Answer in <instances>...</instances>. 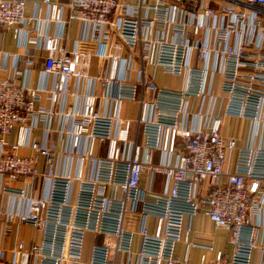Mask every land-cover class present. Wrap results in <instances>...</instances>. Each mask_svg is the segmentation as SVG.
I'll return each mask as SVG.
<instances>
[{
  "label": "built area",
  "instance_id": "2783aa9c",
  "mask_svg": "<svg viewBox=\"0 0 264 264\" xmlns=\"http://www.w3.org/2000/svg\"><path fill=\"white\" fill-rule=\"evenodd\" d=\"M28 1L47 6L52 21H60L67 8L70 19L92 30L72 51L58 36H45L52 101L70 77L90 76L94 56L111 60L104 82L115 84V94L109 113L97 110L94 93L84 94L80 107L68 113L73 145L83 136L90 145L77 154L78 172L64 175L56 168L57 152L28 138V121L49 120L55 113L40 105L47 90L0 78V179L8 178L0 191L23 197L24 190L10 182L40 175L49 182L47 196L29 197L26 211L0 209L7 230L23 224L40 234L33 246L16 242L10 262L0 250V264H251L256 249L264 264V143L238 146L236 136L222 132L230 117L250 122L253 137H264V0H0V28L19 43L23 38L35 43L24 37L21 25ZM134 52L137 79H117L118 61ZM156 70L181 78V84L158 85ZM212 71L221 76L220 96L207 89ZM190 100H197L196 114L204 117L196 128L186 124ZM124 101L138 103L137 118L120 117ZM96 141L106 143V152L86 176L82 164ZM24 147L33 154L22 155ZM39 156L45 160L43 173ZM144 172L164 175V189H142ZM200 210L214 228L228 232V255L202 242H187L177 254L186 220ZM88 232L107 239L94 242L86 256ZM190 248L203 250L196 263Z\"/></svg>",
  "mask_w": 264,
  "mask_h": 264
},
{
  "label": "crops",
  "instance_id": "0c3cea01",
  "mask_svg": "<svg viewBox=\"0 0 264 264\" xmlns=\"http://www.w3.org/2000/svg\"><path fill=\"white\" fill-rule=\"evenodd\" d=\"M139 0H132V3H137ZM142 1V0H141ZM154 0H143L146 4H152ZM151 14V12H150ZM60 21L50 20V10L43 4H37L33 1H28L25 7V18L22 22L24 37L34 39L35 43H29L25 38L19 43L13 37L11 31H5L0 28V78L14 77L17 82L26 87L47 90L42 97L40 105L46 109L54 110V115L51 119L28 121L31 125L28 138L34 139L42 144H46L52 150L57 152L56 168L60 174H76L80 169V162L77 154H82L89 149V139L86 136L81 137L76 146L73 145L71 128L72 119L69 112L80 107L81 98L84 94L94 93L97 96V110L103 114L111 111L112 99L115 94V84H106L104 79L108 78L111 73V60L94 56L91 58L88 69L89 77L77 80L75 77H70L67 81L65 90L58 94L57 101L53 102L50 98L51 93L48 91L52 88L54 79L52 76L45 74L44 61L46 52L42 47L45 36H58L60 45L67 51L74 50L78 40L83 36H91L92 30L90 27L75 19L69 18L67 8L62 10ZM113 17V15H111ZM137 54L134 52L131 57L123 54L118 61L117 67L114 70V75L117 79H127L134 81L139 75V64ZM155 82L160 86L176 87L181 84V78L168 76L160 70L154 72ZM96 78V79H95ZM220 74L211 72L208 78L207 89L215 96H220ZM179 82L178 85H174ZM103 94H106L105 98ZM145 97L150 98L151 93L145 92ZM209 102L207 98L204 110ZM197 100H190L187 106L185 119L186 124L191 128H196L204 122V117L198 116ZM139 105L136 102L124 101L120 107V117L123 119H135L138 116ZM67 113V114H66ZM222 132L225 136H236L238 138V146L247 144L264 143L263 138H255V126L236 118L226 117L222 123ZM17 128L8 137V141L13 143L16 140ZM9 150V146L5 147ZM129 154V148L126 150ZM106 152V143L95 142L93 146V154L89 156L82 164L84 175L92 176L95 165V158L104 155ZM22 155H31L33 152L29 148L20 150ZM37 168L40 173L45 171V160L39 156L37 160ZM7 176L0 179V188L7 181ZM165 176L162 174L152 175L150 172H144L140 187L143 189L151 188L152 191L161 192L165 186ZM10 185L15 188L24 190L23 197L4 194L0 191V209L12 211H26L28 208V198L37 195L46 197L49 188V182L41 175L33 179H17L10 182ZM264 221V218H263ZM151 223L152 219L149 218ZM10 230L8 226L0 220V250L4 252V257L7 262L12 259V248L18 241H24L27 246H33L39 242L40 234L33 228L23 224H14ZM184 231L187 234L178 243L176 252L182 255L185 251L186 244L202 242L210 243L214 250H221L225 254H229L231 246L228 242V232L224 229H216L213 227L210 220L200 210L192 218L187 219L184 225ZM94 239L99 240L87 243L85 241L84 250L87 256L94 242H102L107 239L106 236L95 235L88 232ZM186 237V240H185ZM87 239V236H86ZM136 237V241H137ZM137 244H135V248ZM203 250L198 248H190V258L193 263L198 261ZM209 258H212V252H206ZM262 254L259 249L254 250L251 264H259Z\"/></svg>",
  "mask_w": 264,
  "mask_h": 264
},
{
  "label": "rangeland",
  "instance_id": "374dc122",
  "mask_svg": "<svg viewBox=\"0 0 264 264\" xmlns=\"http://www.w3.org/2000/svg\"><path fill=\"white\" fill-rule=\"evenodd\" d=\"M179 84V82H175L174 83V85H178ZM93 237L91 236V235H87V239H86V241H87V243H89V242H92L93 241ZM95 241H99V240H96V239H94ZM84 252H85V250H84Z\"/></svg>",
  "mask_w": 264,
  "mask_h": 264
}]
</instances>
